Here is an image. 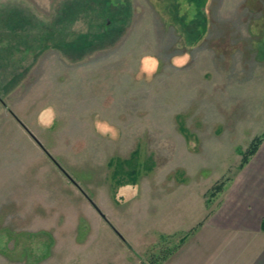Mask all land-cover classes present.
<instances>
[{
  "label": "rangeland",
  "instance_id": "obj_1",
  "mask_svg": "<svg viewBox=\"0 0 264 264\" xmlns=\"http://www.w3.org/2000/svg\"><path fill=\"white\" fill-rule=\"evenodd\" d=\"M194 1L0 0V264H157L165 202L262 146L264 0Z\"/></svg>",
  "mask_w": 264,
  "mask_h": 264
},
{
  "label": "crops",
  "instance_id": "obj_2",
  "mask_svg": "<svg viewBox=\"0 0 264 264\" xmlns=\"http://www.w3.org/2000/svg\"><path fill=\"white\" fill-rule=\"evenodd\" d=\"M206 192L165 202V236L178 242L158 264H264V143L220 192Z\"/></svg>",
  "mask_w": 264,
  "mask_h": 264
},
{
  "label": "clouds",
  "instance_id": "obj_3",
  "mask_svg": "<svg viewBox=\"0 0 264 264\" xmlns=\"http://www.w3.org/2000/svg\"><path fill=\"white\" fill-rule=\"evenodd\" d=\"M189 59L190 57L187 54H185L182 58L173 57L172 63L177 67H182L189 61ZM158 67H159V60L154 56H145L141 60V71L147 73L149 78L152 76V74H154L158 70ZM55 120H56V110L52 105L43 108L37 117V123L39 124L40 127L44 129L51 128L54 125ZM95 127L96 130L101 135L111 134L112 139H116L118 135L117 130L106 121L105 122L97 121ZM126 190L130 192L132 195H135L137 191V189L131 185L127 186Z\"/></svg>",
  "mask_w": 264,
  "mask_h": 264
},
{
  "label": "trees",
  "instance_id": "obj_4",
  "mask_svg": "<svg viewBox=\"0 0 264 264\" xmlns=\"http://www.w3.org/2000/svg\"><path fill=\"white\" fill-rule=\"evenodd\" d=\"M203 0H201V2H199V6H203L204 5V3L205 2H202ZM256 141V140H255ZM261 143V139H258V141H257V143H255V145H253V146H251L250 148H249V150L247 151V152H245V154H244V157H243V160H242V162H241V164H240V168H242L248 161H249V158L252 156V155H254L256 152H257V150H258V148H259V144ZM131 160L130 159H127V160H122V165H124L125 163H128V164H131V162H130ZM118 170H116V172H117ZM115 172V173H116ZM130 173H131V177H135V170L134 169H131L130 170ZM223 183H219V184H217L214 188H212V190H215L213 193H212V196H214V194L215 193H218V192H220L221 190H222V188H223ZM166 237V236H165ZM170 252H172V248L167 252V254L162 258V259H160V260H158L157 261V264L161 261V260H163V259H165L167 256H168V254L170 253Z\"/></svg>",
  "mask_w": 264,
  "mask_h": 264
},
{
  "label": "flooded vegetation",
  "instance_id": "obj_5",
  "mask_svg": "<svg viewBox=\"0 0 264 264\" xmlns=\"http://www.w3.org/2000/svg\"><path fill=\"white\" fill-rule=\"evenodd\" d=\"M198 3L201 2L200 0H196ZM205 22L206 20L200 21V25L203 29V31H205V29L207 28V26H205ZM200 34H202V32H200Z\"/></svg>",
  "mask_w": 264,
  "mask_h": 264
}]
</instances>
